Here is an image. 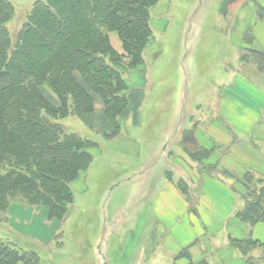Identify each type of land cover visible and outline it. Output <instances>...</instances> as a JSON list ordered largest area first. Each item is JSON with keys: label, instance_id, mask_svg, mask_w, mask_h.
<instances>
[{"label": "crops", "instance_id": "1", "mask_svg": "<svg viewBox=\"0 0 264 264\" xmlns=\"http://www.w3.org/2000/svg\"><path fill=\"white\" fill-rule=\"evenodd\" d=\"M233 4L216 60L208 68L202 65L204 73L192 70L196 62L184 64L201 85L192 106L187 108L185 96L175 105L167 99L161 119L144 120L145 97L131 83L137 80L132 74L144 71L145 51L143 66L126 73V110L116 120V136L108 137L96 154L102 161L130 160L128 186L134 198L83 200L87 208L100 210L98 223L91 225L88 210L82 221L73 214L58 221L50 220L44 207L10 205L8 224L25 226L28 233H18L41 246L51 245L66 225L72 242L57 248L53 264H246L248 257H262L264 220L251 226L249 235L250 226L236 217L246 204L245 176L262 180L264 186V0ZM150 23L153 32L156 23ZM119 42L118 50L111 45L123 54ZM204 74L209 82L202 87ZM94 100L93 112L85 116L101 115L106 124L85 116L83 123L104 137L115 127L102 99ZM201 153L205 156L199 158ZM94 160L95 155L83 191L89 190ZM181 183L188 195L180 190ZM233 239H252L262 248L245 256L231 246ZM187 250L189 257H180Z\"/></svg>", "mask_w": 264, "mask_h": 264}, {"label": "trees", "instance_id": "2", "mask_svg": "<svg viewBox=\"0 0 264 264\" xmlns=\"http://www.w3.org/2000/svg\"><path fill=\"white\" fill-rule=\"evenodd\" d=\"M160 1H37L13 43L7 25L15 8L0 0V214H8L12 203L7 199L20 194L28 200L22 204L44 207L50 220H64L74 202L73 183L101 148L58 121L69 116L83 121L98 96L115 127L104 137L116 136V120L127 107L125 75L144 64L153 39L151 11ZM110 33L119 37L123 54L113 49ZM46 88L57 97V106L44 98ZM261 183L252 175L242 182L246 204L236 218L244 225L264 220ZM179 188L188 195L185 184ZM231 246L245 256L262 248L252 239H233ZM180 257L188 258V250ZM0 264L41 263L37 252L0 241ZM246 264H264V251Z\"/></svg>", "mask_w": 264, "mask_h": 264}, {"label": "rangeland", "instance_id": "3", "mask_svg": "<svg viewBox=\"0 0 264 264\" xmlns=\"http://www.w3.org/2000/svg\"><path fill=\"white\" fill-rule=\"evenodd\" d=\"M9 1L15 8V15L8 23L7 28L14 43L26 22L28 13L37 1L42 0ZM239 1L161 0L152 9L151 21L156 25L153 27V39L145 50V68L143 72L132 74L138 82L132 81L131 83L145 97L142 112L144 120L161 119L165 115L161 105L167 99L172 105H175L182 103L185 96L187 108L196 103L195 100H198L196 97H199L197 90L201 88V85L194 83L191 78V70L186 72L184 64L185 62H196L192 64V70L204 73L205 69L202 68V65L208 68L210 63L216 60L219 41L227 34L226 30L230 26L232 4L234 3L233 6H236ZM109 35L113 46L118 50V44L121 45L117 34L110 33ZM208 82L209 79H206L204 74L201 80L202 87H205V83ZM43 96L53 106L58 105V99L50 89H44ZM58 123L68 132L77 133L81 137L97 143L102 151L105 148L107 139L90 129L78 118L69 116L59 120ZM99 156L95 153L96 161L94 160L90 173L89 190L83 191L81 188L85 185L87 172L73 183L74 202L72 206H69L65 220L73 214L76 218L78 217L77 220L82 221L86 216L84 211L88 210L87 215L93 218L88 225L98 223L100 210L97 207L87 208L83 200H101L103 203L108 198L127 201L135 197L128 186L132 168L130 160L105 157L102 161L98 159ZM202 156L205 155L201 153L198 157L202 158ZM198 157L196 156V158ZM146 159V155H143L141 160L146 161ZM114 167L116 172H113ZM113 183L116 187L112 185ZM88 192L89 195H87ZM7 201L8 203H28V200L20 194L10 196ZM0 215L2 217L0 241H9L15 243L22 250L37 252L41 264H53V256L57 252V248L62 247L63 244L67 247L68 243L72 242L68 238L65 225L63 233L55 237L51 245L41 246L38 243H30L18 233L20 231L27 232L28 228L15 223L14 226L12 223L8 224L6 212ZM39 224L40 222L34 224L35 229ZM78 229L79 227L77 228L78 232L82 231V229ZM248 229L249 235H251L253 227L250 226Z\"/></svg>", "mask_w": 264, "mask_h": 264}, {"label": "bare ground", "instance_id": "4", "mask_svg": "<svg viewBox=\"0 0 264 264\" xmlns=\"http://www.w3.org/2000/svg\"><path fill=\"white\" fill-rule=\"evenodd\" d=\"M85 120H93L101 124H106V121L101 115H95V116H85Z\"/></svg>", "mask_w": 264, "mask_h": 264}]
</instances>
